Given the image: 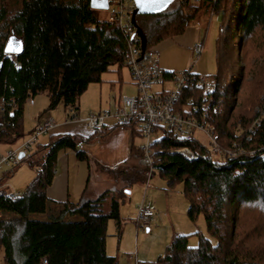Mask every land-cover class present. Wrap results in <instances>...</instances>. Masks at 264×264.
<instances>
[{
	"label": "trees",
	"instance_id": "1",
	"mask_svg": "<svg viewBox=\"0 0 264 264\" xmlns=\"http://www.w3.org/2000/svg\"><path fill=\"white\" fill-rule=\"evenodd\" d=\"M98 12L90 7V0H0V98L5 101L0 145L15 146L34 131L27 133L23 127L27 100L45 94V111L59 104L65 111L77 110L79 98L90 84L101 83L102 75L111 68L119 71L126 66L120 32L108 19H100ZM200 13L220 19L214 40L215 73L207 78L214 91L209 95L206 120L218 133L220 148L231 149L237 156L214 160L199 141H183L169 133L152 143L153 168L165 167L158 172L166 189L181 185L189 222L194 225L201 217L205 225V233L172 235L158 261L264 264V40L256 46L262 48L263 61L250 63L257 34L264 39V0H171L154 12L136 14L135 27L144 39V48H156L183 34ZM9 39L15 46L21 44L13 58L4 56ZM14 59L19 68L13 66ZM201 95L202 89L195 84L184 88L176 109L180 111L191 99L201 106ZM257 118L260 125L250 135ZM125 128L138 134L133 125ZM106 136L107 131L101 129L84 139L104 140ZM79 139L83 138L49 135L17 162L33 169L34 175L16 199H7L6 189L0 191V209L7 215L0 218L4 264H42V260L46 264H117L106 253L107 225L109 220L115 221L120 236L123 191L134 182L138 169L145 175L146 169L137 163L140 149L135 150L136 163L123 174L116 173L124 187L111 198L107 209L103 201L110 190L95 200L61 203L57 215L46 220L29 216L46 213V189L62 152L74 150L79 160L87 161L75 150ZM183 147L197 159L186 160L174 152ZM12 171H4L0 183ZM82 211L83 221L65 219ZM191 235L197 239L195 247L188 245Z\"/></svg>",
	"mask_w": 264,
	"mask_h": 264
},
{
	"label": "built area",
	"instance_id": "2",
	"mask_svg": "<svg viewBox=\"0 0 264 264\" xmlns=\"http://www.w3.org/2000/svg\"><path fill=\"white\" fill-rule=\"evenodd\" d=\"M191 1L196 3L198 0ZM108 9V21L118 29L125 42V65L136 94L121 98L112 110L89 113L83 119L79 118L77 113H72L73 110H68L71 115L68 113L66 122H81L91 133L103 129L109 120L121 127L133 125V128L144 139V143L140 147L142 156L138 160V164L147 170L148 178L151 177L154 170L152 143L168 133L183 141H199L196 135L200 134L206 139L207 145L204 146L199 142L206 148L210 158L219 154L222 159L236 158L237 153L233 150L220 148L219 135L206 120L209 95L214 91L211 81L196 74L192 66L180 71L177 75L174 73L170 75L160 67L159 51L156 48H142L141 38L132 22L135 9L134 0H108ZM202 52L203 47L199 42L192 46L193 64ZM4 56L13 58L16 55L4 54ZM13 66L19 68L15 59ZM168 76L172 77L167 78ZM192 84L202 89L201 106H195L191 99L188 101V105L178 111L176 107L180 92ZM171 85L173 87H168ZM4 114L5 101L4 98H0V121L3 120ZM35 123L34 131L30 135L15 146L7 147L4 152H0V177L6 167H13L14 164H17L20 154L23 156L28 154L42 135L50 134L56 127L50 117H45L42 122ZM259 125L260 118H257L250 126V135L255 134ZM151 136H154L155 139L151 140ZM85 144L84 138L79 139L75 144V150L81 151ZM174 152L186 160L197 159V156L186 147L176 149ZM238 153L243 154L244 151ZM253 153L249 152L248 154ZM202 158H205V155ZM6 183V181L0 183V191L6 189ZM19 196V192L6 190L5 197L7 199L13 200ZM153 218L154 213L151 209L139 205L135 217L136 230L139 226H149ZM41 263L46 264V260H42Z\"/></svg>",
	"mask_w": 264,
	"mask_h": 264
},
{
	"label": "rangeland",
	"instance_id": "3",
	"mask_svg": "<svg viewBox=\"0 0 264 264\" xmlns=\"http://www.w3.org/2000/svg\"><path fill=\"white\" fill-rule=\"evenodd\" d=\"M98 13L100 19L107 20L109 17V9L99 10ZM219 23L220 19L216 16L208 17L200 13L195 21L188 24V27H199L202 33L201 37L203 41L200 44L203 47V52L194 64V60L191 59V66L193 68L196 66L200 67L198 75L205 79L215 73L214 40L217 35ZM262 40L264 39L259 32L253 43L251 64H254L256 61H263L260 53L262 52V48L256 47L263 43ZM165 55V52H159V59H163ZM178 73L176 72V75ZM129 76L130 74L126 66H122L119 71L117 67L111 68L109 72L102 75L101 83H93L88 86L87 90L79 98L78 109L73 110L72 113H78L81 116L83 113L94 110L95 107L97 108L100 100L105 101L109 99L112 102L114 100L119 101L126 96H134L136 90L130 81L131 78L129 80ZM119 84H121V89H119ZM31 101L34 107L31 108V113H28V110H30L28 106ZM45 103L47 104L45 94H39L33 99L27 100L23 109L24 131L33 128L31 125L32 115L36 108L42 109ZM56 108L62 110L63 107L59 104ZM255 110L257 111V108ZM68 113L69 111H67ZM196 137L204 146L207 145L206 139L200 134H197ZM44 138V136H41L39 141H43ZM150 139L153 140L155 137L151 136ZM135 140L141 145L144 143V139L139 134L135 136ZM6 149V146L0 145V152H4ZM212 159L224 160L220 154L213 156ZM13 167L14 171H12ZM13 167L9 166L5 168L7 171H12L11 176L6 181V190L21 194L29 184V177L31 175L33 176L34 170L26 164H14ZM143 172L144 170L138 169L134 182L123 191L125 196L124 202L120 206L121 234L119 237H117L115 221H108L106 253L115 257L117 264H164L158 260L169 245L172 235H189L196 232L205 233V225L201 217L194 225L189 222L186 215L188 203L182 195L181 185H177L173 190H167L166 183L159 176L158 170L154 169L149 178L146 175L147 170H145V175ZM121 190L123 188L109 191L108 195L104 197V209H107L111 198L116 196L117 191ZM101 193L102 191L98 196L94 197V200L101 196ZM139 205L154 209L157 212V218L155 217L149 226H139L135 234V217ZM160 212L162 213L160 214ZM0 215L1 218L7 217L3 209H0ZM147 229L148 231H146ZM196 244V237L191 235L188 238V245L195 247ZM0 264H4L1 248Z\"/></svg>",
	"mask_w": 264,
	"mask_h": 264
},
{
	"label": "crops",
	"instance_id": "4",
	"mask_svg": "<svg viewBox=\"0 0 264 264\" xmlns=\"http://www.w3.org/2000/svg\"><path fill=\"white\" fill-rule=\"evenodd\" d=\"M201 36L202 33L199 27L187 26L183 34L159 43L156 49L159 52L163 51L166 53L163 59H160V67L164 71L174 74L190 68L191 48L195 43H202L203 39ZM199 70L200 67L196 66L194 68L196 74H199ZM119 85V89H121V84ZM32 101L28 106L30 107L28 113H31V108L34 107ZM117 103L118 101L116 100L112 102L109 99L100 100L97 108L95 107L94 110L78 116L83 119L89 113L112 110ZM46 106L47 104L45 103L42 109L36 108L31 118V125L34 128L35 122H42L45 117H50L56 127L50 134L42 135L45 138L39 143H45L49 135H70L88 138V136L93 134L81 122L67 123L68 114L64 108L62 110L56 108L45 111L44 108ZM40 110L43 111L40 112ZM33 128L25 132H31ZM106 131L107 136L104 140L86 141L81 152L87 157V161L79 160L74 150L62 152L58 156L54 178L51 185L46 189L47 211L42 214L30 213L29 216L31 218L46 220L50 215H57L62 208L60 206L61 203L71 202L74 204L80 199L94 200V197L98 196L101 191L104 193L108 190L124 187L121 176L117 174H123L126 169L136 163L134 158L135 150H139L141 144L136 142L135 136L137 134L132 133L131 129L117 126L110 120L106 122L102 129V132ZM32 177V175L29 177L28 182H30ZM149 209L153 211L154 218H157V212L152 208ZM84 218L85 214L83 211L75 216L65 217V219L72 221H83ZM136 232L137 230L135 234Z\"/></svg>",
	"mask_w": 264,
	"mask_h": 264
},
{
	"label": "water",
	"instance_id": "5",
	"mask_svg": "<svg viewBox=\"0 0 264 264\" xmlns=\"http://www.w3.org/2000/svg\"><path fill=\"white\" fill-rule=\"evenodd\" d=\"M170 1L171 0H134L135 9L133 11V16H132V22L134 24V27H135L134 17L136 14L154 12V10L165 7ZM90 7L92 9H97V10H106L108 9V0H90ZM136 31L141 38L142 48L144 49V43H145L144 39L141 36L138 29H136ZM20 50H21V44L15 46L12 43V40L9 39L4 47V54L16 55L20 52ZM22 156L23 155L20 154L19 159H21ZM164 168H165L164 166H158L156 170H162Z\"/></svg>",
	"mask_w": 264,
	"mask_h": 264
}]
</instances>
